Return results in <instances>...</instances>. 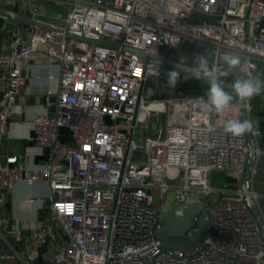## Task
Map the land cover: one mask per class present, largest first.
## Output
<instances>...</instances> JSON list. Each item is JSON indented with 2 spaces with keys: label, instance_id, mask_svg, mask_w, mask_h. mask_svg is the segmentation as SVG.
<instances>
[{
  "label": "built area",
  "instance_id": "built-area-1",
  "mask_svg": "<svg viewBox=\"0 0 264 264\" xmlns=\"http://www.w3.org/2000/svg\"><path fill=\"white\" fill-rule=\"evenodd\" d=\"M51 1L69 5L59 24L39 18L45 10L35 6L36 0H0V7L17 6L53 28L28 26L11 48L0 47V206L20 180H44L49 190V210L30 237L31 247L48 237L58 240L49 264H264V218L251 181L261 153L258 131L242 137L225 131L230 121H243V111L251 112L254 96L209 113L200 103L207 95L180 88L189 84L185 74L175 87L146 85L163 78L164 65L129 50L192 67L193 57L203 54L210 67L222 70L235 57L237 70L264 82V0ZM182 42L186 50L179 49ZM40 46L59 64V86L54 113L35 116L30 138L48 150V160L29 168L21 161L31 152L1 159L2 139L24 80L21 66ZM231 84L224 82L228 90ZM164 87L167 96L161 93ZM259 94L264 104V92ZM64 127L72 142L59 139ZM215 172L225 174L222 188L213 186ZM170 189L181 203L196 201L186 200L195 190L216 194L211 202L199 201L207 208L209 235L195 251L165 248L158 237ZM4 223L0 219V237L10 247L1 231ZM197 227L198 216L192 229ZM17 258L12 249L0 251V264Z\"/></svg>",
  "mask_w": 264,
  "mask_h": 264
},
{
  "label": "crops",
  "instance_id": "crops-1",
  "mask_svg": "<svg viewBox=\"0 0 264 264\" xmlns=\"http://www.w3.org/2000/svg\"><path fill=\"white\" fill-rule=\"evenodd\" d=\"M35 6H38L39 10H45V15L39 17L40 19L57 24L61 22L60 15L50 14L37 2ZM2 7L15 11L20 10L19 7L9 4ZM27 28L28 26L24 33L30 29ZM24 33L20 32L19 26L9 27V19L0 16V47L11 48L14 37L24 38L26 35ZM21 73L24 80L14 104V113L7 126L6 135L2 139L3 156L1 159L31 152L30 156L21 162L26 167L35 168L48 160V150L41 149L36 141L30 140L34 135L33 119L42 112L54 113L60 67L59 64L46 58L44 48L40 46L28 62L21 66ZM3 87L4 83L0 82V95ZM251 103L253 108L247 115V120H250L253 128L258 131L257 139L261 150L255 162L256 172L251 177V181L257 193V206L264 212V104L262 96L255 95ZM59 139L63 142H72L70 130L65 127L61 128ZM48 193V185L44 180L32 184L20 180L7 194L6 202L0 206V219L5 220L1 231L10 245V247L7 246L0 237V251L9 252L12 249L18 255L13 264H49L48 258L58 240L48 237L46 242L38 247L32 248L30 245L32 233L45 219L49 210ZM31 199L35 201L30 202ZM53 229L56 228L53 226ZM63 240H65L64 236ZM5 263L9 264L8 261Z\"/></svg>",
  "mask_w": 264,
  "mask_h": 264
},
{
  "label": "water",
  "instance_id": "water-1",
  "mask_svg": "<svg viewBox=\"0 0 264 264\" xmlns=\"http://www.w3.org/2000/svg\"><path fill=\"white\" fill-rule=\"evenodd\" d=\"M0 16L9 19V27L19 26L20 32L22 33H24L25 28L27 26L44 28L49 30L53 29L46 22L32 19L12 9L0 7ZM67 35L78 40L103 44L112 47H118V45L114 43L95 40L91 38H82L70 33H67ZM178 47L179 49L186 50L187 43L182 42L179 44ZM124 49H129V48L124 47ZM129 50L138 54L140 58H142L145 61L151 59L153 61L160 62L163 65L170 66L172 68H174L177 64L181 65L183 70H181L180 72L191 78L196 79L191 75V72L189 71L192 68V66L188 64H184L182 62L173 60L171 58H168L160 54L148 55L146 52L140 50H135V49H129ZM223 71L225 72V75L222 79L226 77H231L235 81L252 79L260 85L261 92H264V82L260 81V79L257 76L249 77L248 75L237 70L236 68H230V67L224 69ZM196 80L207 82L206 79H196ZM241 103L245 104L246 101H241ZM242 117L243 120L247 119V115L244 111L242 113ZM155 127L156 125L154 124L153 128ZM247 135L249 136V133H247ZM251 165H252V161H250L249 163V167L245 172L244 179H246ZM250 206L258 225L263 229L262 221L258 213V210L251 200H250ZM196 216H198V227L192 229L193 219ZM208 228H209V222L207 218V208L203 207L199 201L184 202V203L174 202L166 211L163 212V226L158 232V237L163 242L165 248H170V249L178 248L191 252V251H195L196 249L204 245L205 240L209 235ZM263 235H264V231H263Z\"/></svg>",
  "mask_w": 264,
  "mask_h": 264
},
{
  "label": "clouds",
  "instance_id": "clouds-1",
  "mask_svg": "<svg viewBox=\"0 0 264 264\" xmlns=\"http://www.w3.org/2000/svg\"><path fill=\"white\" fill-rule=\"evenodd\" d=\"M194 66L189 70L191 75L196 79H206L208 82L207 99L200 98L203 108L209 113H222L229 109L233 100L250 101L251 98L261 91L260 85L252 80H237L231 84L230 90L226 88L222 78L225 72L220 66L208 64L203 54H197L193 57ZM230 68H236L240 64L239 58L227 59ZM183 70L181 65H176L172 70L167 72L169 84L175 87L180 81V71ZM226 132L235 137H242L246 133L253 132V123L250 120H232L228 123Z\"/></svg>",
  "mask_w": 264,
  "mask_h": 264
},
{
  "label": "rangeland",
  "instance_id": "rangeland-1",
  "mask_svg": "<svg viewBox=\"0 0 264 264\" xmlns=\"http://www.w3.org/2000/svg\"><path fill=\"white\" fill-rule=\"evenodd\" d=\"M67 1V0H66ZM37 3L41 4L44 8H46V10H48V12H50V14H54V15H60V19L61 21L65 19L66 14H67V10L69 8V5L67 4V2H62V3H57V2H52L51 0H36ZM56 18H59V16H55ZM164 67H168V68H172L170 66L164 65ZM183 73L180 72V76H182ZM231 83H234L235 80L231 77H229L228 79ZM169 77L168 75L166 77H163L161 79H158L156 81H148L146 85H152L154 87H158L157 84H162V86H168L169 85ZM199 81V80H198ZM194 82V81H193ZM192 81L189 80V84L187 87L181 86L180 88L185 91L187 94L190 95H196V96H206L207 92H208V82L207 85H203V84H193ZM203 82V81H201ZM165 88V87H164ZM159 89V88H158ZM157 89V90H158ZM161 93L163 94V96H167L168 94V90L165 89H161ZM141 130L144 131V133H142L143 135L146 134V129L140 127ZM142 135L138 134L137 138L141 137ZM142 138H144L142 136ZM213 186L216 189L222 188L225 185V174L221 173V172H215L213 173ZM216 194H212L210 196L205 195L203 192L201 191H192L191 193H189L187 195L186 200L187 201H192V200H196V201H200L202 204H205L207 201L211 202L213 199H215ZM260 199V198H259ZM154 200L155 202H158L159 200V195L158 194H154ZM176 201V195L175 192L173 190H168L165 194H164V201H163V208L164 209H168L174 202ZM261 215L264 218V212L261 211Z\"/></svg>",
  "mask_w": 264,
  "mask_h": 264
},
{
  "label": "trees",
  "instance_id": "trees-1",
  "mask_svg": "<svg viewBox=\"0 0 264 264\" xmlns=\"http://www.w3.org/2000/svg\"><path fill=\"white\" fill-rule=\"evenodd\" d=\"M172 69L173 68L164 67L163 77H166L167 76V72L170 71V70H172ZM228 79H229V77H226V78L222 79L223 80V83L225 82V84H228V85L231 84V82ZM190 81H192V82L194 81L193 84H203V85H207V83L198 81V80H196L194 78H191V77H190Z\"/></svg>",
  "mask_w": 264,
  "mask_h": 264
}]
</instances>
